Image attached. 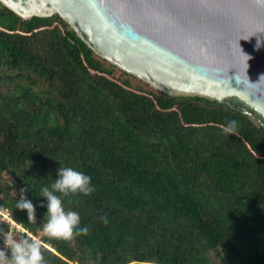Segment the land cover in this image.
<instances>
[{
    "label": "trees",
    "instance_id": "16d2710c",
    "mask_svg": "<svg viewBox=\"0 0 264 264\" xmlns=\"http://www.w3.org/2000/svg\"><path fill=\"white\" fill-rule=\"evenodd\" d=\"M134 77L59 14L25 19L0 1V175L15 179L0 181V225L39 239L50 264H264V127ZM61 164L95 185L64 197L89 227L70 240L44 233L39 203ZM21 188L31 218L16 208Z\"/></svg>",
    "mask_w": 264,
    "mask_h": 264
},
{
    "label": "water",
    "instance_id": "95a60500",
    "mask_svg": "<svg viewBox=\"0 0 264 264\" xmlns=\"http://www.w3.org/2000/svg\"><path fill=\"white\" fill-rule=\"evenodd\" d=\"M59 14L101 58L170 96H202L264 127V0H0Z\"/></svg>",
    "mask_w": 264,
    "mask_h": 264
},
{
    "label": "clouds",
    "instance_id": "9594fccd",
    "mask_svg": "<svg viewBox=\"0 0 264 264\" xmlns=\"http://www.w3.org/2000/svg\"><path fill=\"white\" fill-rule=\"evenodd\" d=\"M236 120L228 122L226 131L236 130ZM51 176V175H49ZM92 176L72 165H63L57 169L55 178L51 183H45L40 188V196L46 197L39 203L46 206L47 218L43 222L44 233L53 238L70 240L75 235L87 233V225L81 227V214L74 208L67 207L64 197L71 194H90L95 190ZM37 205L27 195V189L21 188L16 208L27 209L29 218L36 215ZM2 212V211H0ZM4 214V213H3ZM11 219V218H10ZM104 223L108 217L103 216ZM18 228L25 231L22 227ZM32 235V234H31ZM0 264H50L42 250L39 239L26 235L17 238L11 231L0 225Z\"/></svg>",
    "mask_w": 264,
    "mask_h": 264
},
{
    "label": "rangeland",
    "instance_id": "374dc122",
    "mask_svg": "<svg viewBox=\"0 0 264 264\" xmlns=\"http://www.w3.org/2000/svg\"><path fill=\"white\" fill-rule=\"evenodd\" d=\"M114 76L115 78L117 79H126V75L123 74L120 70L116 69L115 70V73H114ZM131 83H132V86L134 87H138V88H142V89H151L153 91H155V94L158 95V96H163V93L152 87L151 85H148V83H146L145 81H143L142 79L138 78V77H134V78H131ZM0 181L2 182H7V183H14L15 182V179H14V176L10 175L9 173H3L2 175H0ZM4 219H8V220H11L10 217H9V213L8 211H4ZM12 224L11 228L9 231H11L17 238H22L19 234V231L20 230L19 228L16 229V225H15V222H10ZM15 228V229H14Z\"/></svg>",
    "mask_w": 264,
    "mask_h": 264
}]
</instances>
